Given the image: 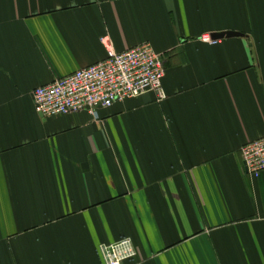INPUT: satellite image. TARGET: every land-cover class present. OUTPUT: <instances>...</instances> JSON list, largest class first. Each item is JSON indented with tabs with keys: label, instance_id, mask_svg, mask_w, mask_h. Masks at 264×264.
Segmentation results:
<instances>
[{
	"label": "crops",
	"instance_id": "obj_1",
	"mask_svg": "<svg viewBox=\"0 0 264 264\" xmlns=\"http://www.w3.org/2000/svg\"><path fill=\"white\" fill-rule=\"evenodd\" d=\"M242 36L208 43L204 35ZM149 43L154 92L43 117L40 85ZM264 0H0V264H264Z\"/></svg>",
	"mask_w": 264,
	"mask_h": 264
},
{
	"label": "built area",
	"instance_id": "obj_2",
	"mask_svg": "<svg viewBox=\"0 0 264 264\" xmlns=\"http://www.w3.org/2000/svg\"><path fill=\"white\" fill-rule=\"evenodd\" d=\"M201 39L215 43L210 35ZM165 75L161 57L149 43H141L117 52L107 47L104 60L80 68L66 76L37 86L32 93L35 111L43 117L88 111L95 115L98 107H109L116 101L154 92L159 100L166 98L162 80ZM247 174L256 178L264 171V137L240 147ZM103 264H122L133 260L136 250L130 238H121L99 247Z\"/></svg>",
	"mask_w": 264,
	"mask_h": 264
},
{
	"label": "water",
	"instance_id": "obj_3",
	"mask_svg": "<svg viewBox=\"0 0 264 264\" xmlns=\"http://www.w3.org/2000/svg\"><path fill=\"white\" fill-rule=\"evenodd\" d=\"M211 36L217 39H222V38H229L234 36H242V34L234 31H225V32L213 33L211 34Z\"/></svg>",
	"mask_w": 264,
	"mask_h": 264
},
{
	"label": "bare ground",
	"instance_id": "obj_4",
	"mask_svg": "<svg viewBox=\"0 0 264 264\" xmlns=\"http://www.w3.org/2000/svg\"><path fill=\"white\" fill-rule=\"evenodd\" d=\"M210 37H211V39H213V40H216V41L219 40V39H217V38L212 37L211 35H210Z\"/></svg>",
	"mask_w": 264,
	"mask_h": 264
}]
</instances>
